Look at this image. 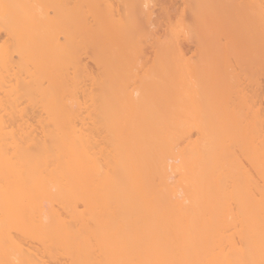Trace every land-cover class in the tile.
<instances>
[{
    "label": "bare ground",
    "instance_id": "1",
    "mask_svg": "<svg viewBox=\"0 0 264 264\" xmlns=\"http://www.w3.org/2000/svg\"><path fill=\"white\" fill-rule=\"evenodd\" d=\"M147 1L0 0V264H264V0Z\"/></svg>",
    "mask_w": 264,
    "mask_h": 264
},
{
    "label": "rangeland",
    "instance_id": "2",
    "mask_svg": "<svg viewBox=\"0 0 264 264\" xmlns=\"http://www.w3.org/2000/svg\"><path fill=\"white\" fill-rule=\"evenodd\" d=\"M114 5L116 0H111ZM147 7L150 11V19L144 23L148 31L146 41L142 43V53L139 58V64L145 66L151 63L154 57L155 45L158 41L167 40L170 37V29L180 22H184L187 30L184 35H180L179 42L184 51L185 57L191 61H196L199 53L196 36L191 30L193 21L187 9L184 8L182 0H148ZM117 9V7H115ZM194 29V28H193ZM235 80L232 90V96L245 95L251 96L254 90L258 92L261 100V107L264 108V75L258 77V83L253 82L254 78L250 77L234 59H231ZM82 62L89 72L94 73L96 66L89 54L82 55ZM256 81V80H255ZM257 85H255V84ZM54 264H63L57 261Z\"/></svg>",
    "mask_w": 264,
    "mask_h": 264
}]
</instances>
